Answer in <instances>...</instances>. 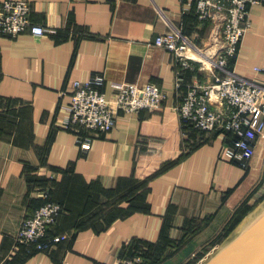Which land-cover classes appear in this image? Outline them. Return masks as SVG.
I'll return each mask as SVG.
<instances>
[{
  "label": "crops",
  "instance_id": "crops-1",
  "mask_svg": "<svg viewBox=\"0 0 264 264\" xmlns=\"http://www.w3.org/2000/svg\"><path fill=\"white\" fill-rule=\"evenodd\" d=\"M27 1L31 21L48 32H0V264H120L136 246L145 264H188L264 176V134L247 168L224 156L228 139L218 132L177 161L193 139L174 109L186 89L176 87L173 54L155 40L182 29L207 47L210 27L183 15L180 0ZM251 26L231 67L264 83L254 70L264 67V5L252 8ZM95 75L105 77L107 96L118 84L152 83L168 101L121 116L109 133L79 127L93 138L83 152L68 108L74 83ZM184 77L208 82L200 71ZM45 190L64 205L52 228L63 239L29 252L17 235Z\"/></svg>",
  "mask_w": 264,
  "mask_h": 264
},
{
  "label": "built area",
  "instance_id": "built-area-1",
  "mask_svg": "<svg viewBox=\"0 0 264 264\" xmlns=\"http://www.w3.org/2000/svg\"><path fill=\"white\" fill-rule=\"evenodd\" d=\"M180 1L183 15L193 13L201 28L210 27L211 43L202 46L196 37L186 35L182 29L161 33L156 38L155 45L175 58L177 89H186L182 102L174 109L182 127L189 131L205 135L232 132L235 137L223 147V154L247 168L256 155L257 141L264 134V83L238 74L231 62L236 60L242 40L252 27V8L264 5V0ZM30 14L31 3L27 0L1 1L0 32L13 38L27 30L39 37L45 35L48 29L33 23ZM186 70L206 73L208 82L204 84L195 77L188 83L184 77ZM254 70L264 75V67ZM105 82L103 75H95L74 83L67 126L78 133L77 142L83 152L89 150L93 138L83 135L79 127L109 133L121 116L163 108L168 101L167 94L152 83L142 87L118 84L116 91L107 96L103 92ZM42 197L47 202L23 221L17 235L20 244L35 251H49L63 239L59 235L51 237L50 231L63 214L64 206L52 199L50 190H45ZM143 263V258L137 256L120 264Z\"/></svg>",
  "mask_w": 264,
  "mask_h": 264
},
{
  "label": "rangeland",
  "instance_id": "rangeland-1",
  "mask_svg": "<svg viewBox=\"0 0 264 264\" xmlns=\"http://www.w3.org/2000/svg\"><path fill=\"white\" fill-rule=\"evenodd\" d=\"M205 140L206 139L201 137L199 138L198 141L197 139L196 140L194 139L193 141L183 140L181 144L182 146L180 150L181 152L179 153V157L177 158V160H179L183 155L189 153L191 150H193L196 146H198L200 143H202ZM155 157H157V155H155L154 158ZM156 175H157V171H155L150 176H146L143 180H141L142 181L140 184L141 189H143V186L147 187L149 182ZM259 180L260 181L258 182L257 187L252 189L251 192H249V194L239 203V205L233 211L231 216L228 218L224 228L220 231V233L215 235L210 241H208L201 247L196 248L193 253L192 259L188 264L208 263L209 260H211V258L217 253L218 249L226 241H228L231 236L234 235L237 229L242 224L244 225L247 221H250L254 217L255 212L264 203V190L258 193L259 189L264 186V176L259 178ZM209 222L210 220L207 223L202 224L200 228L204 230L208 226ZM195 245L196 244L193 243L192 248H194Z\"/></svg>",
  "mask_w": 264,
  "mask_h": 264
},
{
  "label": "water",
  "instance_id": "water-1",
  "mask_svg": "<svg viewBox=\"0 0 264 264\" xmlns=\"http://www.w3.org/2000/svg\"><path fill=\"white\" fill-rule=\"evenodd\" d=\"M207 264H264V216Z\"/></svg>",
  "mask_w": 264,
  "mask_h": 264
},
{
  "label": "trees",
  "instance_id": "trees-1",
  "mask_svg": "<svg viewBox=\"0 0 264 264\" xmlns=\"http://www.w3.org/2000/svg\"><path fill=\"white\" fill-rule=\"evenodd\" d=\"M196 18V17H195ZM191 74V72H186V74H185V76L187 77L188 75L187 74ZM186 132H188V134H190L191 135V137L193 138V139H197V141L199 140V138H200V135H202V137L201 138H204V139H206V137H205V134H201V133H198V132H196V131H189V129H187L186 127L185 128H183ZM218 133H223L226 137H227V139H228V143L227 144H229V143H231V141L234 139V134L232 133V132H226V131H222V132H218ZM207 140V139H206ZM205 140V141H206ZM205 141H203V142H205ZM202 142V143H203ZM202 143H200V144H202ZM199 144V145H200ZM184 156V155H183ZM183 156L180 158V159H182L183 158ZM179 159V160H180ZM178 161V160H177ZM176 161V162H177ZM146 187L145 186H143V189H145ZM51 195H52V193H51ZM53 200H55V199H53ZM56 201V200H55ZM47 201L46 200H44L43 198H41V203H40V205L31 213V215H29L28 216V218H30V217H32L34 214H35V212L40 208V207H42L45 203H46ZM59 202V201H58ZM61 203V202H60ZM62 204V203H61ZM63 205V204H62ZM64 206V205H63ZM62 216V215H61ZM61 216L59 217V219H58V221H57V223L53 226V227H56V225L58 224V222H59V220H60V218H61ZM52 227V228H53ZM52 228H51V231H50V236L52 237V236H54V235H56V233H53L52 232ZM52 233V234H51ZM26 246V245H25ZM27 247V246H26ZM28 248V250H29V252H35V250H33L32 248H29V247H27ZM137 256H141L142 258H143V260H144V263L143 264H145V258H146V256H144V254H143V251H142V249H141V247L139 246V248L136 246V248H134L133 250L131 249L128 253H125V255H124V259H128V258H134V257H137Z\"/></svg>",
  "mask_w": 264,
  "mask_h": 264
},
{
  "label": "bare ground",
  "instance_id": "bare-ground-1",
  "mask_svg": "<svg viewBox=\"0 0 264 264\" xmlns=\"http://www.w3.org/2000/svg\"><path fill=\"white\" fill-rule=\"evenodd\" d=\"M207 63V62H205ZM260 155H262L260 153ZM259 155V156H260ZM262 216H264V203L261 205V207H259V209L255 212L254 217L250 220L247 221L244 225L242 224L237 231L234 233L233 236H231L229 238L228 241H226L217 251V253L211 258H215L216 256H218L219 254H221L223 251H225L232 243H234L243 233H245L247 231V229H249V227H251V225H253L259 218H261ZM210 261V260H209ZM207 264V263H206Z\"/></svg>",
  "mask_w": 264,
  "mask_h": 264
}]
</instances>
